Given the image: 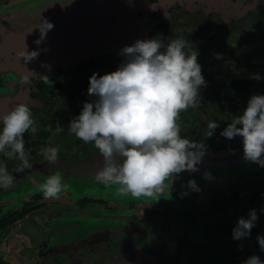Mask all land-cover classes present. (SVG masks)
<instances>
[{"label": "flooded vegetation", "instance_id": "af4514ba", "mask_svg": "<svg viewBox=\"0 0 264 264\" xmlns=\"http://www.w3.org/2000/svg\"><path fill=\"white\" fill-rule=\"evenodd\" d=\"M45 1L49 3L50 0ZM126 1V6H133L131 8L133 12L127 18V22L125 21L126 16L120 15V9L111 13V8L107 6H104L102 12L97 15L91 11L89 14H86V11L90 9V5H93L90 3L87 5L88 9L84 8L81 11H74L69 17L58 19L59 16H57L58 20L56 19L52 23L54 27L47 31L46 36L37 44L36 41L41 39L40 29L43 31L46 27V20L42 17L43 12L39 11V8L42 7L35 6L30 11V18H25L31 24L29 29L25 27V33L18 32L19 30H16L14 27H12L11 32L0 33V112H7L15 105L25 101V95L21 96L18 100H16V95L19 96L26 91L29 92V96L33 97V101H37L36 103L43 102L45 105L48 104L50 106V110H46L41 106H31V104L29 106L34 115V121H42L44 124L42 127L45 128H42L43 132L41 135L36 134V136L40 137L41 146H39V149L30 144V141L35 138L34 136L29 137V141H25L26 152L32 165L31 168L25 169L23 172H16V169L21 166V161L18 158L8 159L3 153H0V165H6L8 171L15 177L11 188L6 190L0 189V264H53L48 262L50 255H45L48 250H52L53 248L57 249V253L51 255L54 258L55 264H98L96 262L101 260L100 256L91 255L90 251L91 245L96 244L94 238H97L108 246H110L109 241L111 237L109 235L111 233L114 236H125V238L137 236L138 240H142L144 239V232L153 229L154 234L155 230L160 227V222L171 217L170 214L173 213L191 214L196 212L197 214H202V212H212L216 208L222 207L218 214L220 219L221 216L230 213L231 210L236 211L239 207L241 209L247 208L249 199L254 200L260 195H262L263 201L260 200L259 202L262 205L264 204V181L259 180L254 188L247 189L251 181L262 177L264 167H260L258 173L256 172L250 176L241 185L239 183L242 180V176L244 177L245 175L241 174L242 176H238L239 180L236 182V187L232 190L228 189L226 184H222L223 181L220 182L221 179H210V181L205 182L196 180V185L199 191H201L199 193L190 188L188 182L179 184L178 181H173L171 184V181H169L166 182L168 190L165 193L173 194L169 197V201L160 202L154 198L142 197L140 198L141 202H132L128 207L114 196L101 198L97 195L93 197L82 195L73 197V193L63 190L58 198L46 199L43 197L40 189L34 190V188L42 184L43 180H46L49 175L54 173L61 175L63 178L62 183L66 185V189L73 182H77L81 186L83 184L103 185L95 180L96 172L103 166L101 154H96V158L92 160L93 163L90 161L85 162L86 156L81 155L82 153L99 152L98 149L95 148L94 144H85L69 132V123L82 110V108H78L77 101L85 103L96 99V97L88 95L89 77L93 73L102 76L110 73L112 70L115 71L125 60V57L121 55V50L125 46L133 45L137 40H148L162 36L167 43L170 38H179L178 34L181 33H179L180 31L177 32V24L173 23L174 18L177 17H170L169 11L171 8H174V4L175 6H179V8L192 9L193 7L196 8L200 3V0ZM11 2L12 0H0V12L8 13L10 11L9 8L13 7L16 9L18 5L22 4L19 2L18 5L13 6ZM223 6L225 9L221 10L223 17V19H220L221 22L231 20L232 22L247 23L253 26L264 24V0H229V2L225 1ZM48 7L50 6H43L45 10ZM242 12H244V15H242ZM201 17L204 21L209 20V18L211 20L214 17V13L201 12ZM186 18L182 17L184 21ZM4 19L5 17H0V32L6 30L7 27ZM17 19L19 20L20 18L18 17ZM74 22L80 23L81 26ZM97 26L100 27L98 31ZM180 28L181 30L183 28L185 30L186 27L181 24ZM18 29H21V27ZM258 29L262 30V28H257L258 38L264 40V35L262 36V33ZM184 33L185 36L187 34L189 37L190 34L200 39L197 45L191 46L189 49L195 50L197 48L196 51L199 52V47H202V55L206 49V45L202 40L206 39L208 35L211 37L215 36L214 33L209 31L206 22H202V24L193 28L191 33L187 29ZM25 47L30 52L36 51L38 56L30 62H25L22 57L18 58L17 53ZM260 53H264V46L261 50L254 53L251 58L258 57ZM85 57L86 59L92 58V60L81 64L82 58ZM108 60L112 65L111 69H109L110 72H107L106 69L98 71L99 65L103 61ZM202 60L203 56L202 58H198V62L200 64L202 62V67H204ZM259 67L257 66L256 70L258 69L264 78V63ZM204 73H206L205 67L202 69L203 77ZM25 75L30 76V83L28 84L22 83V78ZM43 76H47L52 81V84L45 83L41 78ZM244 82L250 81L235 79L232 80L230 86L239 87L241 90H245L249 86H257L260 90L259 93L264 94L263 82H251L250 85L243 87L245 84L242 83ZM225 83L223 82V84ZM225 86H228V84L226 83ZM252 87H250V91L253 90ZM24 90L25 92H23ZM62 96L66 97L64 98L65 106L69 108L67 112L59 114L60 105L57 102L59 97ZM208 96L210 97L209 99H213V95ZM217 99H214L216 103ZM217 107L215 106V108ZM238 110L239 104L235 101L234 113ZM38 115H40V119L37 118ZM205 115V113L196 111V108H189L188 112H182L178 121L181 128L183 127L185 130V128L192 126L193 130L183 131L182 129L181 136L191 140V135L203 133L208 121L204 120L203 117ZM213 115L209 119V122L213 121L216 117L218 118L217 123H219L221 121L220 116L215 113ZM56 117H59L58 123H56ZM52 129H58L57 131L59 132L58 137L60 139L56 143H52L50 140L53 135L52 132L55 131H52ZM237 138L241 137L233 138L230 142ZM229 143L223 145V150L220 151L230 150L227 147ZM49 147H58L59 149L58 161L55 164H50L43 155V151ZM219 161L221 159L218 160V163ZM202 162L197 165L198 169H202L200 168L203 164ZM212 166H216V164L213 163ZM83 170L90 172H88V175H83ZM185 172L183 171L178 174L180 178L184 176ZM31 186H33L32 189L30 188ZM27 188H30V191H27ZM205 194H207L206 198ZM222 194L224 196L218 199V195ZM125 197H130V195ZM243 199H245L244 205L241 202ZM255 200L258 201V198ZM227 202L232 204H227ZM95 203L98 204L95 205ZM185 203L190 205H186L187 207L184 208L185 212H183L181 207ZM259 205L257 206L260 207ZM63 207L64 209L60 211L59 208ZM241 211L235 216H243ZM93 212H104L105 215L101 217L104 219L113 218V220L122 222L134 220L133 224L139 222V225L126 227L121 222V225L116 226L118 228L116 231H111L106 227V230L96 231L87 236L86 240L80 241L78 240L79 232L69 231V226L51 224L57 218H60L59 221H61L68 216L93 218L96 215ZM235 222L237 224V220ZM30 225L34 230L30 228ZM234 228L230 230L220 229V232L222 234L232 233ZM65 229L70 232L67 240H65L69 242H51L50 238H46L48 230L51 232H59L60 230L68 232ZM83 229H80V231H84ZM226 240V236H222L217 241V249L223 252L225 256L229 254L228 249L230 246L235 247L234 249H245L246 247V238L234 240L232 235L228 241ZM135 241L134 243H136ZM140 244H142V241H140ZM227 244H230V246ZM120 253L118 252L116 257ZM137 253L138 256L135 261L128 263L127 258H122L120 260L121 263L115 261L113 264H140L146 255V249L139 248ZM97 254L99 255L100 253ZM36 255L39 256L35 260ZM210 255L217 254L212 251ZM238 255H240L238 259L240 263L244 258L241 252ZM223 259L227 263H230V258L227 260L223 257ZM102 260H104L102 264H111L108 257Z\"/></svg>", "mask_w": 264, "mask_h": 264}, {"label": "clouds", "instance_id": "9594fccd", "mask_svg": "<svg viewBox=\"0 0 264 264\" xmlns=\"http://www.w3.org/2000/svg\"><path fill=\"white\" fill-rule=\"evenodd\" d=\"M39 44L54 26L45 22ZM125 60L113 72L89 77L88 95L96 97L83 104L80 114L69 123V132L85 144H94L102 157L103 166L95 180L105 186H118L122 196L154 198L168 190L183 171L196 172L207 148L181 136L180 114L199 106L200 89L206 86L198 63V53L189 49L183 38L162 36L137 40L121 50ZM38 56L25 47L18 58L30 62ZM29 75L22 83H30ZM45 83L52 84L47 77ZM0 153L8 159L18 158L23 172L32 165L25 148L24 134L36 133L35 121L29 105L20 103L7 112H0ZM219 124L207 125L206 137L214 135ZM227 139H243L244 159L264 167V95H253L241 115L235 116L221 132ZM58 147L43 151L50 164L58 161ZM59 174L49 175L40 186L44 198H58L66 185ZM15 177L6 165H0V189H9ZM188 186L199 191L194 180ZM258 219L250 210L248 219L240 217L233 229V239L251 234ZM264 251V236H257ZM244 264H264L252 255Z\"/></svg>", "mask_w": 264, "mask_h": 264}, {"label": "rangeland", "instance_id": "374dc122", "mask_svg": "<svg viewBox=\"0 0 264 264\" xmlns=\"http://www.w3.org/2000/svg\"><path fill=\"white\" fill-rule=\"evenodd\" d=\"M225 1L229 2V0H200V3L198 4V6L196 8L193 7L192 9L191 8L184 9V7L179 8V6H175L174 4V8H171V10L169 11L170 17H177V18H174L173 23L177 24V32L180 31L179 33H181V34H178L180 36L179 38H183L184 40H186L188 42L189 48L191 46L197 45L200 39L195 38V36L193 35L191 36L190 34H189V37L187 34L185 36V33L187 32L184 33V31L186 29L191 33L193 28H196V26H199L200 24H202V22H206L209 31L215 34L214 37H211L210 35H208L206 39L202 40V42H204L206 45V49L204 50V54L202 55V50H201L202 47H199V52L197 51L198 53L197 58L199 57L202 58L203 56L202 61L206 69V73H204V79L206 81H209L210 79H212L213 80L212 83L215 85L217 84L221 85L223 84V82H226L228 86H225L226 84L225 83L221 85L222 89H220V91L219 89H216V91L212 94L213 95L212 98L213 99L218 98L217 99L218 107L217 108L209 107L206 110L207 111L206 115L203 117L205 121L208 120L206 124L208 125L209 119L212 118V116H214L213 113L218 114L220 116L221 121L218 123L219 127L215 130L214 135L211 137H206V132L208 130L207 126L203 130V133L201 134L196 133V134L191 135V140H194L197 142H203L206 145V148H207L206 153L217 152V151L223 150L222 149L223 145H226V143H229L232 139L225 138L224 136L221 135V132L228 126L229 123H231V120L235 116L241 115L243 113L244 109L247 107V103L249 99L253 95H264V94L259 93L260 90L257 86L256 87L249 86L245 90H241L239 89V87L230 86V83L232 82V80H235V79L245 80V81L248 80L253 83H258V82L264 83L263 75L259 73L258 69L256 70L257 66L259 67L264 63V53H260V55L258 57H255L254 59L251 58L254 53L261 50L264 46V40L259 39L258 38L259 34L257 33L258 32L257 28L260 27L262 28V30H259V29L258 30L260 31V33H262V36L264 35V24L257 25L255 23L256 25L253 26L247 23H240L236 21L232 22L231 20L230 21L224 20V22H221L220 19H223L221 10L225 9L223 6ZM19 2H21L22 4L18 5ZM126 2H127L126 0H50L49 3H47V1L45 0H31V1L12 0L11 2L12 5L13 6L18 5V6L16 7V9H14L13 7L9 8L10 11L8 13L0 12V17H5L4 20L7 23L6 30L1 31L0 33L11 32L12 27H14L16 30H19L18 32L20 33L21 32L25 33V27H28L29 29V27L31 26L30 21L25 20V18H30L31 16L29 15L30 11L35 6L42 7V8H39L40 9L39 11L43 12L42 13L43 19H45L46 22L51 23V24L55 22V20L57 19V16H59L58 19L62 17H69V15H71L72 12L74 11H81L84 8L88 9L87 5L90 3H92L93 5H90V9L89 11L88 10L86 11V14H89V12L91 11L95 15H97L98 13L102 12L104 6H107L111 8V11H112L111 13L115 12V10L118 11L120 9V15L126 16L125 21L127 22L128 21L127 18L131 16L130 14L133 12V9H131L133 8V6H126L125 4ZM46 5L50 7L46 8L45 10L43 6L46 7ZM201 12H204V13L213 12L214 13L213 18L215 19L211 18L210 20L209 18V20L207 19L206 21H204V19H202L201 17ZM242 15H244V12H242ZM18 17L20 18L19 20L17 19ZM182 17H187V18L184 21ZM74 23L77 24L76 22ZM181 24L185 25L186 27L185 30L184 28L181 30L180 28ZM77 25L81 26L80 23ZM19 27H21V29H18ZM99 29L100 27L97 26V31ZM117 42L120 43L119 40H117ZM164 42L166 43V41ZM91 60L92 58L90 59L89 58L86 59V57L82 58L81 64H84L85 62H88ZM111 66L112 65L109 60L103 61L99 65L98 71L106 69L107 72H110L109 69H111ZM113 71L114 70H112L111 72ZM250 87L253 88L252 91H250L251 89ZM206 90L208 91L207 87H203V90L201 91L202 92L201 97H205V95L207 94ZM23 92H25V90ZM23 95H25L24 104H27L29 106L30 104L31 106L32 105H35L38 107L41 106L45 108L46 110H50V106L48 104L45 105V103L43 102L36 103L37 101L36 102L35 100L33 101L32 100L33 97L29 96L30 94L27 91L24 94H21L19 96L16 95V100H18ZM64 98L66 97H63V96L59 97L58 102H57L60 105V110L58 111L59 114L67 112L69 108L68 106H65ZM235 101H237L239 104V110L236 113H234V106H233L235 104ZM76 104L78 105V108H82L84 102L77 101ZM61 107L63 109L62 111H61ZM221 107L225 108L224 114L219 111ZM37 118L40 119V115H38ZM56 118H57L56 123H58L59 117H56ZM37 121L35 122V127L37 128L36 133H32L31 131H29L28 133H25L24 140L29 141V137L34 136L35 138L30 141V144L34 146L36 149L37 148L39 149V146H41V142H40V137L36 136V134L41 135V133L43 132L42 128H44L42 126L44 124L42 121L41 122H37ZM182 129L183 127L181 128V130ZM53 130L55 129H52V131ZM57 130L52 132L53 135H52V138H50L52 143H56V141H59L60 139V137H58L59 132ZM186 130L192 131L193 127L191 126L190 128H185V130L183 129V131H186ZM97 153L99 152L82 153L81 155L86 156L85 162L86 161L92 162V160L96 158ZM213 161L214 159L206 160V161L204 160V162L201 161L203 164L200 168L202 169H199L195 173H190L189 171H186L183 174L184 176H181L180 178V176L178 175L174 178L173 181H178L179 184H182L190 180H194V181L201 180L202 182H205V181H210V179L226 178L225 180H223L222 184H226L228 189L232 190L234 187H236V182H238L239 180L238 176H242L241 174L245 175L244 177L242 176V180L239 183L241 185L250 176L254 175L256 172L258 173L259 168L261 167L257 163H253L251 161L245 160L244 152L238 153L232 156L223 157L221 158V161H219V163H218V160H216L215 162ZM213 163L216 164V166H212ZM86 170H83L84 171L83 175H88V172H90V171L86 172ZM45 182L46 180H43L42 184ZM40 186L38 187L35 186L37 188H34V190L35 191L37 189L39 190ZM30 188L32 189L33 186H31ZM30 188H27V191H30ZM64 190L68 191L69 193H73L74 194L73 197L82 196V195H85L87 197H93L97 195L101 198L108 197V196H111V197L114 196L117 199H120L122 201V204L126 205V207H128V205H130L132 202L139 203L142 201L140 200V198L142 197L133 198L131 196L130 197H125L122 195L119 196L120 194L118 192V186H104V185H97V184L96 185L95 184H90V185L83 184L81 186L77 182L76 183L73 182L70 184L68 189L65 188ZM199 192L201 191H198V193ZM172 195L173 194L171 193L163 194V195L154 197V199L160 202L161 201L165 202V201H169V197H171ZM206 195L207 194L204 195L205 198H206ZM223 196H224L223 194L218 195L217 198L220 199ZM256 198H258V201L255 200ZM256 198L254 200L249 199V203H247L248 207L242 208L243 210L239 207L238 209H236V211L231 210L230 213H226L224 216H221L220 219H219V216L217 215L216 217L209 220L210 222H212L216 220L218 217L217 219L218 222H221L223 220L225 221L226 218H228L231 215L234 218L235 215L241 210H242L241 214L243 215L242 217L245 219H248L250 210L254 209L256 211L258 219L255 222V227L252 228L250 236L246 238L247 241L245 242V246H246L245 249L242 251H238L239 254L240 252L241 254H243L242 257L244 259L241 260L240 262L242 264H244V261L247 260V258L252 255H258L260 259L264 261V251H261L260 245L257 240V236H264V204L262 205L259 202L260 200H262V195ZM241 202H242V205H244L245 203L243 202H245V199H243V201ZM97 204L98 203H95V205ZM227 204L231 205L232 203L227 202ZM186 205L189 206L190 204L185 203L183 207H181V210L183 212H185L184 208L187 207ZM257 205H259L260 207H258ZM63 209L64 207L59 208L60 211H62ZM93 214H96L95 217L93 218L92 217H82V216H81L82 218L81 217L77 218V217L68 216L67 218H63L61 221H59L60 218H57L56 220L52 221L51 224L60 226V225H69L71 223L76 222V223H82L83 228L86 227L89 229L96 228V227L104 228L105 226H108V227L110 226L111 228H114L115 226L121 225L120 223L122 221L113 220V218H106V219L101 218L102 215H105L104 212H97V213L93 212ZM98 214H101V215H98ZM182 214L184 215L187 213H182ZM221 218H224V219L221 220ZM133 222L134 220H131L129 222L123 221L122 225H125L126 227H129V226L133 227V226L139 225V222L134 223V224ZM30 228L34 230V228L31 225H30ZM65 234L66 232L61 231V230L59 232L58 231L51 232L50 230H48L46 238H50L51 242L67 240V237L69 236V234L68 235H65ZM197 240L201 242L202 236L200 235L199 239ZM210 241L211 242L208 241L206 243L208 244L207 246L208 248L215 246V242H216L215 237H213ZM116 250L119 251L118 248ZM233 252H237V251L233 250ZM55 253H57L56 248H53L52 250L50 249L46 252L45 255L47 256L50 255L51 257V258L49 257L48 262L55 264L54 258H52L51 256L52 254L54 255ZM131 254L133 255V253ZM38 256L39 255H36L35 260L38 259ZM208 258L210 259L207 260V264H221L222 262H225L223 257H218L217 255H209ZM133 260L135 261V257H133L132 259H128V263L132 262ZM142 261L143 263L147 262L145 257L143 258ZM97 262L98 264H102L104 260H98ZM183 264H187V263L185 262Z\"/></svg>", "mask_w": 264, "mask_h": 264}, {"label": "water", "instance_id": "95a60500", "mask_svg": "<svg viewBox=\"0 0 264 264\" xmlns=\"http://www.w3.org/2000/svg\"><path fill=\"white\" fill-rule=\"evenodd\" d=\"M24 102L25 101H23L22 103ZM242 152L243 149L208 152L204 155L202 160L214 159L216 161L223 157L232 156ZM225 179L226 178H221L220 182ZM256 180L251 181L249 186H247V189L254 188L259 180L264 181V174L257 181ZM221 208H216L212 212H202V214H197L196 212L191 214L187 213L184 215L182 213L170 214L171 217H168L165 221L160 222V227L155 230L154 234L153 229L151 231L144 232V239L142 240H138L137 236H130L125 238V236H114L111 233L109 235L111 237L109 241L110 246H108L106 244H103L97 238H94V242H96V244L94 243L95 245L93 244L90 247L91 255L95 254L97 256H100L101 260L105 257H108L110 259L111 264H113L115 261H117V263H121L120 260L122 258H127L128 260L135 257L136 259L138 256V249L142 248L146 249L145 258L147 262H141L140 264H183L185 262L187 264H207V260L210 259L208 258V256L211 254L212 251H214L218 257H224L227 260L230 258V263H227L224 260L225 262H222L221 264H241L238 261V259L240 258V255H238V251H242L244 249H234L235 247H231L230 244H227L228 246H230V248L228 249L229 254L227 256H225L223 252H220L217 249V241L220 240V237L226 236V241H228L233 235V232L222 234V232H220V229L230 230L234 228V226L237 225L235 221L237 220L238 223V219L240 218V216H235L234 218L232 216H229V218H226L225 221L218 222L216 219L210 222L209 220L219 214ZM82 225V223L76 222L67 225L69 226V231L72 230L76 233L79 232L78 240L80 241L84 239L86 240L87 236L91 235L96 231H102L103 229L106 230L107 228L111 231H116V229H118L116 228V226L114 228H111L110 226H105L104 228L96 227L90 229L84 227L83 229ZM80 229L84 230H81L83 233L80 231ZM65 230L68 231L67 229ZM69 231L66 232L65 235H70ZM200 235L202 236L201 242L197 240L199 239ZM213 237H215L216 241L215 246L208 248V244L206 243L208 241L211 242L210 240ZM134 241L136 243H134ZM140 241H142V244H140ZM62 242L64 243L69 241L62 240ZM131 246L134 247V250ZM117 248L119 249V251L116 250ZM233 250H236L237 252L234 253ZM118 252L121 253L116 257ZM97 253L100 254L98 255ZM131 253H133V255Z\"/></svg>", "mask_w": 264, "mask_h": 264}, {"label": "trees", "instance_id": "16d2710c", "mask_svg": "<svg viewBox=\"0 0 264 264\" xmlns=\"http://www.w3.org/2000/svg\"><path fill=\"white\" fill-rule=\"evenodd\" d=\"M199 63V62H198ZM200 64V63H199ZM201 65V69H203L204 67H202V64ZM206 81V80H205ZM212 79H210L209 81H206V86H202V87H207L208 91H207V94L205 95V97H201V94H202V87L200 89V100H199V106L196 107V111H198L199 113H205L206 114V110L210 107H215L217 106V103L214 99H209L210 97L208 95H212L211 93L212 92H215L216 89H219L220 91V88H221V85L220 84H213L212 83ZM239 83H241V81H239ZM251 82H244L242 84H245L243 87L245 86H248L250 85ZM211 92V93H210ZM208 96V97H207ZM234 106V105H233ZM224 110L225 108H220V112L221 113H224ZM188 112V110H187ZM216 122L218 121V118L215 117L214 119ZM209 123V122H208ZM227 147H229L230 150H236V149H243V139L242 137L241 138H237L235 140H233L232 142H230Z\"/></svg>", "mask_w": 264, "mask_h": 264}]
</instances>
